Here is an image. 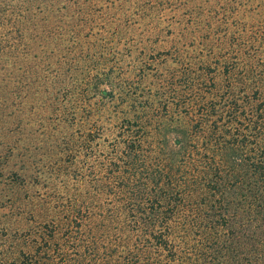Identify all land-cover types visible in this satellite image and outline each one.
I'll use <instances>...</instances> for the list:
<instances>
[{
  "label": "rangeland",
  "instance_id": "rangeland-1",
  "mask_svg": "<svg viewBox=\"0 0 264 264\" xmlns=\"http://www.w3.org/2000/svg\"><path fill=\"white\" fill-rule=\"evenodd\" d=\"M7 1L18 12L28 11L26 0ZM44 1L48 4L29 6L37 17L28 16L23 38L8 30L11 21L0 27V264H102L100 253L107 248L139 244L128 222L134 211L128 200L131 188L121 189L118 178L108 175L116 137L127 133L128 125L146 127L145 147L148 142L154 147L145 149L143 163L160 169L182 128L183 135L192 134L191 140L200 135L201 141L206 135L201 132L217 125L226 130L240 126L221 120L220 114L199 121L222 94L249 97L264 110V0ZM76 1L89 14L87 24L75 22ZM109 70L121 75L124 87L139 92L141 104L150 99L153 105L135 104L141 111L127 114L129 101L126 112L115 113V102L104 95L107 80L98 83ZM155 78L165 86L156 85ZM185 78L191 85L183 87V96L194 91L188 101L195 102L192 111L181 105L183 96L174 99L181 106L170 104L164 111L163 101L173 100L164 88ZM259 137L263 145L264 132ZM188 155L195 159L177 157L164 183L196 184L190 173L195 165L208 163L196 153ZM129 176L132 184L150 179L148 171L135 167L125 183ZM232 179L218 180L226 200L233 201L228 211L221 208L224 198L217 189L191 188L189 204L175 197L176 203L169 202L176 207L168 216L170 245L184 246L190 257L185 262L208 264L199 251L224 250L230 244L231 253H218L225 264H264V183L243 196L238 185L224 191ZM223 212L229 222L212 224L210 219ZM197 213L202 219L193 223ZM249 213L258 217L253 224L236 220ZM84 236L101 252H89ZM165 254L171 260L175 256Z\"/></svg>",
  "mask_w": 264,
  "mask_h": 264
},
{
  "label": "trees",
  "instance_id": "trees-1",
  "mask_svg": "<svg viewBox=\"0 0 264 264\" xmlns=\"http://www.w3.org/2000/svg\"><path fill=\"white\" fill-rule=\"evenodd\" d=\"M1 1L5 2V8H0V27L9 24V21H11L10 24L14 26L8 27V30L21 32L20 37L23 36L25 25L30 19L28 16L31 18L37 17L31 12L34 5L48 4V1L45 2L44 0H26L25 2L28 4V11L26 13H21V11L18 12V9L13 4V2H11V4L7 0H0V2ZM78 3L79 2H77V7L73 8L75 22L81 23V21H83V24H87V22L90 20L88 16L89 14L84 13L83 11L85 10L83 7H80ZM20 5L24 4L20 3ZM49 5L52 4L49 2ZM63 5H67V3H63ZM29 6H32V8ZM21 7L23 10L25 9L23 6ZM63 7L66 9V6ZM11 16L12 18L15 16L14 18L18 20H12ZM24 22L26 23L24 24ZM7 35L10 36L12 34L7 33ZM92 47L93 44L89 46V48ZM167 74H165L164 78H161L162 81L165 80ZM102 80H107L105 82L108 85V89L105 90L104 95L110 97L109 99L107 98L108 100L111 99V101L115 102V113L122 112V110H124V105L129 103V101L131 103H129V105H125L128 108L127 114L131 112V109L134 114H136L138 111H141H137L138 106L135 104L143 103V100H141L142 97L138 91H135L130 87L126 88L123 86L122 77L120 74L116 77V75L111 70H109L104 73L103 77H99L98 83L102 82ZM158 80H156V78L154 79V81L158 82H156V85L164 87L165 84ZM169 82L170 81H167V83ZM153 83L155 84V82ZM190 85L191 84H189L185 78L183 83H170L167 87H165L164 89L167 90L169 94H173L171 97L173 100L163 101L165 104L164 111H168L170 104L179 105L178 103H180V99H174L183 96V93L185 92V90L182 91L183 87H190ZM193 92L194 91L191 90V93L187 97L183 96L181 99V105L188 104V107L191 111L193 108L192 105H194L195 102L188 103V101H190V99H192L194 96ZM119 98L120 100L118 101ZM146 100L147 101L145 104L141 105H153L154 102L150 101V99ZM205 105H207V103H205ZM191 111L186 112L185 114L189 115ZM123 112L126 111L124 110ZM210 115L215 117L219 115L221 120L227 118V120L229 119L230 122H237V124H240V126L234 127L233 130L229 127L227 131L223 126L217 125L214 127V129H210V131L201 132L206 134L202 135L203 139L201 141L199 139L200 135L196 140H191L192 134L190 136L188 134L183 135L186 130L185 128H182L181 135L175 140L177 144H175V146H168L169 143L166 145L169 149L168 152L164 154V159L159 165L161 167L160 169L152 167L150 164L147 167L145 162L143 163L146 158L144 151H146L147 148L151 150L150 148L154 147L149 142L145 147L146 141H144V138L146 135L143 134L147 132L145 126H142L138 123L139 128H137L130 124L128 125L127 133L120 137H116L117 150H115L113 153L114 156L111 160L112 163H108L111 164L108 170V175L109 178H111V176L113 179L118 178V181L121 182V189L123 186L131 188L127 189L132 193L128 200L132 202L130 205L131 209L133 208L134 211L132 213L133 219L131 220V218H129L128 222L129 224L130 222L134 224L135 228L132 230H135V234H138L136 241L138 239L137 242H139V244L136 245L135 248H128L126 250H116V248L113 246L111 248H107L109 251L103 254L100 250V247L96 246L97 244L95 241H90L86 236H84L82 241L87 244L85 245L87 246V250L94 255L96 254V251H99L101 252L100 254L105 257V260L102 264H173L171 262H174V264H192L190 262H185V260L187 261V259L190 257L189 253L182 251L181 247L184 248V246L181 245V247H176V244H172L175 245L172 247L170 245V242L172 243V238L170 237L172 230L169 228L170 218H168V216L172 217L176 211V207L175 210L173 209L174 207H172V205L176 203V199L187 201V204H189V197L193 196V191L191 188L199 187L203 191L205 190L204 188H210L213 189V191L217 189L221 194L220 196L224 198L220 200L221 208L224 211H228V205L229 203L232 204L233 201L230 199L226 200L227 198L224 197L225 194L222 191V181H218L219 179L233 178L230 183L225 182L226 187L224 191H227V188L232 189V186L238 185L237 188L243 192V196L244 194H248V190H250L253 186L255 187L260 183H264V144L261 145L259 137V133L261 134L264 132V110L261 109L259 105H256L253 99L249 97L240 98L238 95L228 93L227 95L222 94L219 102L216 103L211 110H205L204 116L201 117L199 121L208 122L207 120H209L208 117H210ZM226 132H228V134ZM227 135H229V137H227ZM249 137H252V139ZM249 144L252 145L251 148H254L253 150H255L256 153H252L250 149H248ZM148 145L150 147H147ZM194 153L198 154V160L202 159L200 162H204L206 159V163H208L205 166H199V164L195 165L192 173H190L192 178L196 180L194 182L196 183L195 185L191 184L189 180H186L184 184L173 187V183H164L162 181L164 176L168 179L171 177V172L174 168L171 164L177 161V157L178 160L182 161L185 160L187 156H189L188 154L193 155ZM188 158H191V160L195 159L194 156H189ZM155 161H158L157 157H155ZM247 161H251V163L247 164ZM108 164H105L104 167L106 168V165ZM132 167H135L137 171H148L150 178L149 182L141 184L135 182L132 184L133 179L129 176L125 183L124 180L126 179V176L130 175ZM157 173L159 174L158 179L156 178ZM252 176L254 179H250ZM197 179L201 181L204 180L202 185L197 183ZM262 196L264 197V194H262ZM172 199L175 201V203H172L173 201L169 203ZM202 199L205 200L204 198ZM163 202H167L168 206L166 207ZM165 213L170 215L165 216ZM242 216L243 215L236 218L239 223H243L244 221V224L246 223L251 225L256 220H258L256 215L246 217L244 216V218L240 219ZM200 217L201 215L197 213V215H195L191 220L193 223L196 221L200 222L202 219H200ZM221 218H223V220ZM228 218L229 217L226 216L225 212H223V214H220L217 219L211 218L210 220L212 224L216 225L229 222ZM157 222H160L161 224L159 229H156ZM55 233L56 231L51 232V235H53L52 237H54ZM95 236L96 233L93 234V239H95ZM225 243L228 244V239H225ZM107 249L105 248V250ZM167 250L169 253H175V256L173 255L172 260L165 258L167 255H164V252ZM231 250L232 249L230 248L229 244L224 250L216 247V249L211 251H199V255L208 259V264H214L215 260H218L216 261L218 262L217 264H225L223 259L218 257V253H221L225 256L228 252L231 253Z\"/></svg>",
  "mask_w": 264,
  "mask_h": 264
}]
</instances>
